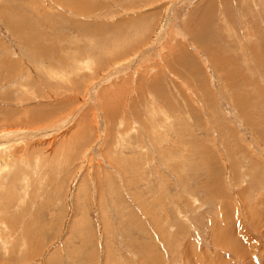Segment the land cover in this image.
Here are the masks:
<instances>
[{
  "label": "rangeland",
  "instance_id": "obj_1",
  "mask_svg": "<svg viewBox=\"0 0 264 264\" xmlns=\"http://www.w3.org/2000/svg\"><path fill=\"white\" fill-rule=\"evenodd\" d=\"M8 135L0 264H264V0H0Z\"/></svg>",
  "mask_w": 264,
  "mask_h": 264
},
{
  "label": "bare ground",
  "instance_id": "obj_2",
  "mask_svg": "<svg viewBox=\"0 0 264 264\" xmlns=\"http://www.w3.org/2000/svg\"><path fill=\"white\" fill-rule=\"evenodd\" d=\"M199 20V19H198ZM194 33V32H193ZM35 134V133H34ZM8 138L9 139H7V140H0V143H3L4 144V142L7 144V143H10V142H12V141H14V140H16V139H18L19 137H17V136H14V135H8Z\"/></svg>",
  "mask_w": 264,
  "mask_h": 264
}]
</instances>
